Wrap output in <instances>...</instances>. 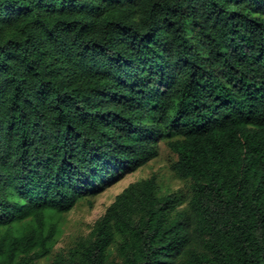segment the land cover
Wrapping results in <instances>:
<instances>
[{"label": "trees", "instance_id": "obj_1", "mask_svg": "<svg viewBox=\"0 0 264 264\" xmlns=\"http://www.w3.org/2000/svg\"><path fill=\"white\" fill-rule=\"evenodd\" d=\"M163 142L64 264H264V0H0V264Z\"/></svg>", "mask_w": 264, "mask_h": 264}, {"label": "rangeland", "instance_id": "obj_2", "mask_svg": "<svg viewBox=\"0 0 264 264\" xmlns=\"http://www.w3.org/2000/svg\"><path fill=\"white\" fill-rule=\"evenodd\" d=\"M176 160V155L168 148L166 142H163L159 146L156 159L134 174L126 176L122 181L114 183L101 195L77 203L71 212L57 219L59 232L52 254L37 264H64L77 244L90 238L96 222L104 216L117 196L132 184L153 178L159 196L178 193L182 190L190 191L194 181L182 180L171 171V166ZM121 242L122 240H118V245L112 249L113 261H119L118 246Z\"/></svg>", "mask_w": 264, "mask_h": 264}]
</instances>
